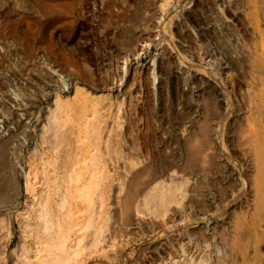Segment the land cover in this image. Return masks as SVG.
<instances>
[{"label": "rangeland", "instance_id": "obj_1", "mask_svg": "<svg viewBox=\"0 0 264 264\" xmlns=\"http://www.w3.org/2000/svg\"><path fill=\"white\" fill-rule=\"evenodd\" d=\"M58 78L69 106L78 100L75 84L106 108L112 102L100 125L90 121L81 132L77 109L55 110ZM118 109L121 143L109 118ZM75 148L101 152L113 212L96 233L97 210L85 227L84 208L70 205L67 245L75 249L67 264H131L130 246H111L120 238V209L142 199L135 190L175 152L209 172L219 208L206 213L212 236L198 237L206 248L198 255L186 241L181 253L174 235L131 232L137 263L157 264L152 248L160 247L176 264H264V0H0V264L53 263L54 233L34 200L51 174L48 155L62 170ZM27 171L34 174L29 190ZM110 249L117 251L87 259Z\"/></svg>", "mask_w": 264, "mask_h": 264}, {"label": "bare ground", "instance_id": "obj_2", "mask_svg": "<svg viewBox=\"0 0 264 264\" xmlns=\"http://www.w3.org/2000/svg\"><path fill=\"white\" fill-rule=\"evenodd\" d=\"M126 63L127 60L124 63V71ZM59 80L60 91H57L54 95L55 110L59 113L69 112L70 114L71 111H74L73 109H77L76 111L81 115V117L79 118L80 120L78 119L79 124L76 123V125L79 126L81 132H83L90 121L92 123H96V125H100L103 114L108 109L112 108V102H109L107 109L106 106L103 105L93 93L81 87L80 85L75 84L74 90L78 95V100L76 99L77 101L73 104V106H69L70 104H68L69 102L67 101V96L62 95V93L67 90V83L64 80ZM151 80L152 84L154 85L156 82V77L154 74H152ZM122 112L123 111H119L118 109L116 114L113 116L109 115V118L113 117L112 123L118 130V138L120 143L123 138ZM187 117L188 116H185L184 118ZM55 119L56 115L52 113L50 120L53 121ZM175 144L177 143L175 142ZM76 147H79L78 144ZM75 149L77 151H75ZM75 149H73L72 152L67 156L62 170L56 169L54 165V158L52 157L51 159V155H48V163L51 164L50 166L52 168L50 172L51 174L45 182L41 201L34 200V206H38L36 211L39 214L38 218L45 222L44 229L46 230V228L49 227L50 231L54 233L52 234V239L55 253L51 254L53 257L52 264H67L69 252L72 253V251L75 249L74 246L67 245V240L71 237L70 231L73 227L72 220L74 213L71 211L68 212L71 204L74 205L78 203L84 208L86 219L83 223H81V226L83 224L85 227L91 226L93 221L97 219L96 217V219L93 218L94 210H97V215H99L101 219L100 222H98L100 226H96V233L101 232L102 228L106 227L107 221L111 216L110 213L113 212L109 211V207L107 205L108 203L104 198L102 188V180L104 177H102V172L105 164L102 160L101 152L98 151L97 153L88 154L79 148ZM139 149L140 148L135 146V151H139ZM175 154L177 156H175V158H173L171 161L163 160L161 164L152 167L150 173L148 172V175L150 174L149 177H147L148 179H146L145 182L142 183L139 188H137V191L135 190L137 195L144 192L142 199L133 204L132 207L128 206V209L126 208L127 210L123 211L120 209L121 212L119 218L122 220L120 222L121 227L115 228V234H119L120 238H118L117 241L115 238H113L111 246L118 249H123L126 246H130L131 250L129 256L134 255L133 259L131 260L132 262H130L131 264H136L138 262L137 260H139L138 258L141 255V252L136 250L134 247L132 238L127 236V234H130L131 232H133V234L135 232L136 235L140 236L145 235L146 233H151L154 235L153 237L162 235L168 237V235L171 234L174 235L172 238L174 237L173 240L178 243L181 253H183L185 250L186 244L184 243H191L192 248H194V252H197L198 255H203L206 252V248L202 246V243L200 240H198V237L205 238L209 235L212 236L211 233L213 231H210L212 229L208 227V217L206 213L210 209L219 210L215 204L214 197L211 196L213 193L209 190L210 187L206 185V181L208 179L207 175H209V172L205 171V169L201 167L190 165L188 163L184 164L179 152H175ZM145 167L150 168L148 166ZM188 168L189 172H186L188 171ZM31 174L32 171L23 172L26 180L27 190L31 189V181L34 179V174L33 176H31ZM188 175H193L196 179L189 178ZM220 179L218 177L216 181L221 182L222 179ZM189 192L190 194H188ZM226 193L227 191L223 192L220 199H222L223 196L225 197ZM172 204L173 206L170 207ZM133 215L136 217L142 216L141 219L143 220L141 221L140 219L135 221L133 219ZM197 216H200V218H195ZM225 222L226 221H223V224H225ZM202 223L205 224L204 227L200 226ZM130 224L133 225L134 231L128 230L127 225ZM188 225L197 226L190 228ZM222 235L224 236L225 234ZM138 241L139 240H136V242ZM182 241L186 242L182 244ZM171 242L172 240L165 241L167 247L170 249L173 247ZM212 247L215 253L219 249L216 242H213ZM159 248L160 247L152 248L154 251H156V253H158L157 255L160 256H157L159 257V262L157 264H176L174 259L172 260L171 257H169L166 253L165 259L161 257L163 255L160 254L164 251L162 252ZM144 250L145 249H142L144 255H146ZM115 251H117V249ZM115 251L113 249L106 251L103 250V252L98 251L95 254H92L93 252L90 251L86 253V256L87 259H90L92 256L100 257L111 253L114 254ZM174 251L176 252L177 250L174 249ZM181 253L179 256L182 255ZM163 259L165 260L164 263ZM25 264L27 263L25 262ZM189 264H191V261Z\"/></svg>", "mask_w": 264, "mask_h": 264}]
</instances>
